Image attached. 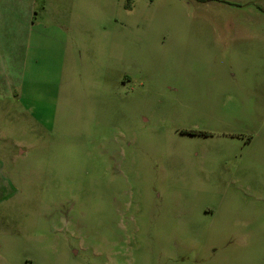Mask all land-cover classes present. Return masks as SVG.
Masks as SVG:
<instances>
[{
	"label": "rangeland",
	"instance_id": "1",
	"mask_svg": "<svg viewBox=\"0 0 264 264\" xmlns=\"http://www.w3.org/2000/svg\"><path fill=\"white\" fill-rule=\"evenodd\" d=\"M0 264H264V0H0Z\"/></svg>",
	"mask_w": 264,
	"mask_h": 264
},
{
	"label": "crops",
	"instance_id": "2",
	"mask_svg": "<svg viewBox=\"0 0 264 264\" xmlns=\"http://www.w3.org/2000/svg\"><path fill=\"white\" fill-rule=\"evenodd\" d=\"M12 77V76H11ZM13 81H11V83H10V88L13 90Z\"/></svg>",
	"mask_w": 264,
	"mask_h": 264
}]
</instances>
